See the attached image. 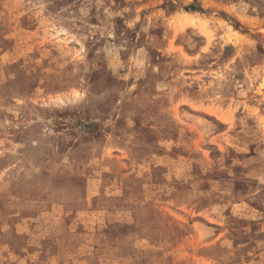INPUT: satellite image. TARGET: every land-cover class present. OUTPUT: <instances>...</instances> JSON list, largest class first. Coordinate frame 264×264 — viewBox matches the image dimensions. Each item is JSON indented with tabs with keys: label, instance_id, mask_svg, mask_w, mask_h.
<instances>
[{
	"label": "rangeland",
	"instance_id": "1",
	"mask_svg": "<svg viewBox=\"0 0 264 264\" xmlns=\"http://www.w3.org/2000/svg\"><path fill=\"white\" fill-rule=\"evenodd\" d=\"M264 0H0V264H264Z\"/></svg>",
	"mask_w": 264,
	"mask_h": 264
},
{
	"label": "bare ground",
	"instance_id": "2",
	"mask_svg": "<svg viewBox=\"0 0 264 264\" xmlns=\"http://www.w3.org/2000/svg\"><path fill=\"white\" fill-rule=\"evenodd\" d=\"M263 81H264V80H262V81L259 83V88H260V89L263 88Z\"/></svg>",
	"mask_w": 264,
	"mask_h": 264
}]
</instances>
